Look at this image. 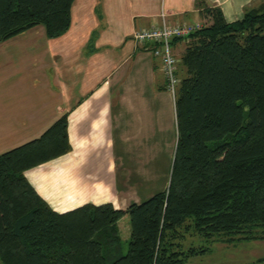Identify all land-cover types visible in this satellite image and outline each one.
<instances>
[{
  "label": "trees",
  "instance_id": "obj_1",
  "mask_svg": "<svg viewBox=\"0 0 264 264\" xmlns=\"http://www.w3.org/2000/svg\"><path fill=\"white\" fill-rule=\"evenodd\" d=\"M73 2L0 0V42L37 25L48 38L62 35ZM195 4L210 21L187 36L177 59L167 186L125 208L87 202L53 210L25 172L71 150L63 113L39 137L0 153V264H184L210 251L183 247L186 235L264 239V0L232 22L217 6Z\"/></svg>",
  "mask_w": 264,
  "mask_h": 264
},
{
  "label": "crops",
  "instance_id": "obj_2",
  "mask_svg": "<svg viewBox=\"0 0 264 264\" xmlns=\"http://www.w3.org/2000/svg\"><path fill=\"white\" fill-rule=\"evenodd\" d=\"M195 1L74 0L70 27L62 35L48 38L37 25L0 42V153L39 137L68 114L71 150L25 172L53 210L87 202L127 206L116 196L113 179L99 171L101 160L90 141L99 145L107 136L111 140L114 119L122 116L142 124L171 112L175 119L160 59L136 44L132 34L160 26L163 12L167 23L207 20ZM198 1L219 7L227 22L262 2ZM180 42L172 44L177 59L184 50L178 49Z\"/></svg>",
  "mask_w": 264,
  "mask_h": 264
},
{
  "label": "rangeland",
  "instance_id": "obj_3",
  "mask_svg": "<svg viewBox=\"0 0 264 264\" xmlns=\"http://www.w3.org/2000/svg\"><path fill=\"white\" fill-rule=\"evenodd\" d=\"M186 44L180 42L178 49L183 50ZM126 114L129 116L128 111ZM111 129V140L107 136L99 145L97 141H90V147L95 153L97 149L96 159L101 160L99 171L107 180L113 179L114 192L120 201L141 202L165 188L176 141V121L172 112L170 116L153 115L143 124L134 122L133 116H122L114 119ZM125 136L130 140H125ZM118 226L125 251L130 235L128 215L118 221ZM181 242L183 247H210L208 253L190 258L184 264H248L264 257V239L211 243L199 236L186 235Z\"/></svg>",
  "mask_w": 264,
  "mask_h": 264
},
{
  "label": "built area",
  "instance_id": "obj_4",
  "mask_svg": "<svg viewBox=\"0 0 264 264\" xmlns=\"http://www.w3.org/2000/svg\"><path fill=\"white\" fill-rule=\"evenodd\" d=\"M160 26L142 28L132 34L134 42L160 59V68L165 78L166 91L170 94L174 104L179 78L176 75L177 58L172 51V39L182 38L187 43V36L202 27L200 22L167 23L165 13H161Z\"/></svg>",
  "mask_w": 264,
  "mask_h": 264
}]
</instances>
